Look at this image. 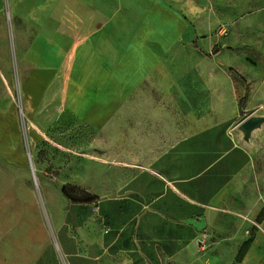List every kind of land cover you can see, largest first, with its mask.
Instances as JSON below:
<instances>
[{
  "label": "crops",
  "instance_id": "crops-1",
  "mask_svg": "<svg viewBox=\"0 0 264 264\" xmlns=\"http://www.w3.org/2000/svg\"><path fill=\"white\" fill-rule=\"evenodd\" d=\"M10 75L30 133L43 132L39 116L46 129L70 120V133L173 173L180 197L188 189L210 211L257 202L260 216L264 123L253 147L229 133L241 112L264 117V0H0V77ZM0 116L23 152L16 106Z\"/></svg>",
  "mask_w": 264,
  "mask_h": 264
},
{
  "label": "rangeland",
  "instance_id": "rangeland-1",
  "mask_svg": "<svg viewBox=\"0 0 264 264\" xmlns=\"http://www.w3.org/2000/svg\"><path fill=\"white\" fill-rule=\"evenodd\" d=\"M231 62L247 74L240 58ZM230 72L248 91L245 78ZM183 81L188 90L189 77ZM22 96L17 76L0 77V114L16 106L24 148L5 140L1 119L0 264H264V204L260 223L257 202L210 211L191 201L188 189L180 197L168 186L175 184L173 173L149 171L147 157L116 155L96 135L70 133L78 127L70 120L46 129L39 116L43 132L32 134ZM243 118L229 135L240 133L253 147L240 129ZM63 188L93 202L73 203Z\"/></svg>",
  "mask_w": 264,
  "mask_h": 264
},
{
  "label": "water",
  "instance_id": "water-1",
  "mask_svg": "<svg viewBox=\"0 0 264 264\" xmlns=\"http://www.w3.org/2000/svg\"><path fill=\"white\" fill-rule=\"evenodd\" d=\"M264 123V117H249L243 123L240 125V129L244 132L246 139L251 138L252 133L261 127V125ZM32 171L33 165L30 163Z\"/></svg>",
  "mask_w": 264,
  "mask_h": 264
},
{
  "label": "trees",
  "instance_id": "trees-1",
  "mask_svg": "<svg viewBox=\"0 0 264 264\" xmlns=\"http://www.w3.org/2000/svg\"><path fill=\"white\" fill-rule=\"evenodd\" d=\"M244 100H245V98H243V99L241 100V106H242V102H244ZM243 114H244V113L241 112V116H243ZM62 194H63L67 199H69L71 202H73V203H91V202H93V198H92V199H87V200H85V201H82V200H78V199H76V198L70 197V196L67 194L66 188H63V189H62ZM260 219H261V218L258 217V219H257V223H260ZM243 256H244V253H243V251L241 250V251L239 252V257L242 258Z\"/></svg>",
  "mask_w": 264,
  "mask_h": 264
},
{
  "label": "bare ground",
  "instance_id": "bare-ground-1",
  "mask_svg": "<svg viewBox=\"0 0 264 264\" xmlns=\"http://www.w3.org/2000/svg\"><path fill=\"white\" fill-rule=\"evenodd\" d=\"M255 131H256V130H255ZM255 131H254V132H255Z\"/></svg>",
  "mask_w": 264,
  "mask_h": 264
}]
</instances>
